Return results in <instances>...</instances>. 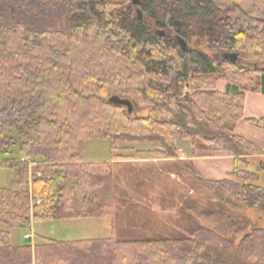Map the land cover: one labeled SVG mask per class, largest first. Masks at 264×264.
Instances as JSON below:
<instances>
[{
  "label": "trees",
  "instance_id": "obj_1",
  "mask_svg": "<svg viewBox=\"0 0 264 264\" xmlns=\"http://www.w3.org/2000/svg\"><path fill=\"white\" fill-rule=\"evenodd\" d=\"M140 1L0 0V264H264V149L235 132L264 130L245 116L246 91L264 93V0ZM95 138L110 160H84ZM180 139L245 167L206 178L180 160ZM132 144L153 146L163 167L117 171L129 155L114 151ZM152 202L177 205L170 224ZM91 218L109 219L110 235L12 243L13 229Z\"/></svg>",
  "mask_w": 264,
  "mask_h": 264
},
{
  "label": "rangeland",
  "instance_id": "obj_2",
  "mask_svg": "<svg viewBox=\"0 0 264 264\" xmlns=\"http://www.w3.org/2000/svg\"><path fill=\"white\" fill-rule=\"evenodd\" d=\"M191 6H197L195 0H190ZM167 1H158L151 3L152 9L161 12L164 11V5L167 4ZM200 8L199 6H197ZM162 17V16H161ZM250 65V64H248ZM251 66V65H250ZM264 69V64L259 65ZM220 87L223 89L224 81H220ZM233 85H230V89H233ZM262 94L255 93L253 91H249V98L247 102V108L245 111V115L247 117H262L264 116V111L258 106V103L261 101L260 97ZM261 110V111H260ZM147 111H135V115L145 114ZM237 126V125H236ZM238 131H241L244 135L249 137L250 141L253 140L264 149V130L258 129L250 124H246L242 121L239 124ZM252 131V132H251ZM236 132V127H235ZM237 133V132H236ZM254 133V134H253ZM243 136V135H242ZM245 137V136H244ZM248 139V138H247ZM181 144L183 150L191 152V144L192 142L189 139H180L177 142ZM154 147L151 145H141V144H132V145H121L119 150L114 151L116 154H126L130 156H134L138 159H145L144 161L137 160L132 162L133 164H138L137 169H142L148 171H152L151 160L156 158L157 161L153 162V167L155 172H157L162 166V161L157 157L150 154V150ZM179 148V147H178ZM179 151L182 152L179 148ZM214 155V154H213ZM14 156H23V154L19 151L18 148L14 149ZM111 156V148L110 142L108 140L102 139H91L86 143V151L84 153L85 161H107ZM182 156V153H181ZM153 157V158H152ZM206 159L200 161L199 163L202 166V171H204L207 177L210 179H223L229 177L228 172L234 171L236 167H245L243 164L241 165H233L232 160H224L219 159L217 157H212V155H208L205 157ZM2 160V155L0 153V161ZM180 160H188L182 159ZM252 164L249 167V170L257 171V167L260 163L259 159H252ZM194 163V162H193ZM34 165H32L33 168ZM136 166V165H134ZM121 168V167H120ZM210 169V171L207 170ZM228 168L229 170H225ZM213 170V172H212ZM215 170V171H214ZM258 172V171H257ZM260 180L259 184L264 185V171L259 172ZM9 185V171L8 169L0 167V188L8 187ZM160 202V200H158ZM153 210L157 212L162 217V224H170L172 218L176 215L178 210L177 205H169V210L160 209L159 205L155 202H152ZM252 218H258L261 216V213L256 209H249L248 212ZM171 218V219H170ZM109 219H80L74 221H44L38 222L33 225L31 231H28L33 234L34 240L41 241V237H47L55 240H75V239H84V238H99V237H107L109 235V224L107 223ZM110 221V220H109ZM260 225L264 227V216L260 218ZM26 232L22 229H13L11 230V237L13 244H22L25 242V238H31L32 235L25 234Z\"/></svg>",
  "mask_w": 264,
  "mask_h": 264
},
{
  "label": "crops",
  "instance_id": "obj_3",
  "mask_svg": "<svg viewBox=\"0 0 264 264\" xmlns=\"http://www.w3.org/2000/svg\"><path fill=\"white\" fill-rule=\"evenodd\" d=\"M220 81H223V80H220ZM220 81L218 82V89L219 90H221V91H225V90H234V88L233 89H230V85H228V83L226 82V81H224V87H223V89L220 87ZM256 93V92H255ZM258 94H262L261 96L262 97H260V98H258V99H260L261 101L258 103V106L261 108V110H263L264 111V93H258ZM247 98H249V91H246V107H245V111H246V108H247V102H248V99ZM260 110V111H261ZM246 116V115H245ZM247 117V116H246ZM262 117H264V116H262ZM257 118H260V117H257ZM242 122V121H241ZM241 122H239L238 124H236L237 126H236V132H237V134H239V135H243V136H245V137H247V135H244L241 131H238V127H239V124L241 123ZM259 129V128H258ZM252 132V131H251ZM254 134V133H253ZM248 139H250L249 137H247ZM191 141V140H190ZM252 142H254L255 144H257L259 147H261L260 145H259V143H256L255 141H253V140H251ZM179 148H180V150L182 151L181 153H182V159H188V160H191L192 162H194L193 164L196 166V168L204 175V177H206V178H210V177H207L206 175H205V173H204V171H202V166H201V164L199 163L200 161H202V160H204V159H206L205 157L206 156H194L193 154H192V151L189 153L188 151H186V153H184L185 151V149L183 150V148L184 147H182L181 146V144L180 143H178V145H177ZM261 149H262V147H261ZM126 155V154H125ZM212 157H217V158H219V159H224V160H229V161H231L232 160V163H233V165L235 166V162H236V160L234 159V157L233 156H229V155H226V154H222V153H216L215 155H212ZM153 158V157H152ZM252 159H259L258 157H253ZM110 160V159H109ZM127 160V161H126ZM137 160H141V161H144L145 159H138V158H136V157H134V156H130L129 155V159H125V160H115L113 163L116 165V167H117V171H119L120 170V167L122 168L123 166H125V165H127L126 166V168H128L129 166H131L133 163L132 162H135V161H137ZM93 161H99V160H93ZM157 161V159L156 158H153L150 162H151V164H153V162H156ZM129 165V166H128ZM132 167V166H131ZM207 170L208 171H210V169H208L207 168ZM225 170H229L228 168H225ZM215 171V170H214ZM212 172H213V170H212ZM232 172V171H231ZM228 174H230V171L228 172ZM212 179V178H211ZM69 222H71V221H69ZM108 224H109V235H110V233H111V231H110V221L108 220V222H107ZM30 235H32V241H34V237H33V234L32 233H30ZM108 235V236H109ZM74 240V239H73Z\"/></svg>",
  "mask_w": 264,
  "mask_h": 264
},
{
  "label": "water",
  "instance_id": "obj_4",
  "mask_svg": "<svg viewBox=\"0 0 264 264\" xmlns=\"http://www.w3.org/2000/svg\"><path fill=\"white\" fill-rule=\"evenodd\" d=\"M140 0H132V3L135 4V5H139L140 4ZM139 14L141 15V11L139 10ZM181 43L183 45V47L185 48L186 47V43L181 40ZM223 57L225 59H228L230 60V62H235L237 61V58H238V55L236 53H227V54H224ZM110 101L114 104H119V105H124L128 108V112L129 114L132 113V103L130 100L128 99H124V98H120L119 96H113Z\"/></svg>",
  "mask_w": 264,
  "mask_h": 264
},
{
  "label": "bare ground",
  "instance_id": "obj_5",
  "mask_svg": "<svg viewBox=\"0 0 264 264\" xmlns=\"http://www.w3.org/2000/svg\"><path fill=\"white\" fill-rule=\"evenodd\" d=\"M131 2H132V0H131ZM132 4H133V3H132ZM133 5H134V6H139L140 4H139V5H135V4H133ZM140 11H141V10H140ZM137 13L139 14V10H137ZM141 13H142V12H141ZM139 16L142 18V14H141V15L139 14ZM181 40H183V39H178V42H179L180 46H181L183 49H186V47H185V48L183 47V45H182V43H181ZM183 41H184V40H183ZM184 42H185V41H184ZM185 43H186V42H185ZM186 46H187V43H186ZM114 96H117V95H114ZM112 97H113V96H112ZM112 97H111V98H112ZM120 98H121V97H120ZM124 99H125V98H124ZM131 103H132V102H131ZM132 111H133V105H132ZM128 113H129V112H128Z\"/></svg>",
  "mask_w": 264,
  "mask_h": 264
}]
</instances>
